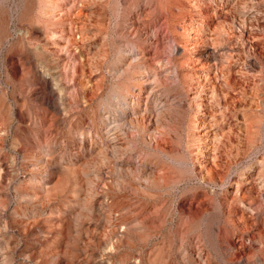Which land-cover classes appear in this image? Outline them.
I'll use <instances>...</instances> for the list:
<instances>
[{"label":"rangeland","instance_id":"374dc122","mask_svg":"<svg viewBox=\"0 0 264 264\" xmlns=\"http://www.w3.org/2000/svg\"><path fill=\"white\" fill-rule=\"evenodd\" d=\"M0 264H264V0H0Z\"/></svg>","mask_w":264,"mask_h":264},{"label":"bare ground","instance_id":"6f19581e","mask_svg":"<svg viewBox=\"0 0 264 264\" xmlns=\"http://www.w3.org/2000/svg\"><path fill=\"white\" fill-rule=\"evenodd\" d=\"M258 2L259 1H256V2H254L253 4H258ZM50 4V3H49ZM52 7H59V6H57L58 4H57V2H55V1H53L52 2ZM259 5V4H258ZM253 11H255V10H253ZM256 12V11H255ZM258 12V11H257ZM64 32H65V30H62V31H60V32H55V34H52V36H50L51 38L50 39H52L53 41H54V39H57V43H56V47L57 48H55V49H53V50H50V52L52 53V54H55V55H57V56H61L62 54H61V52L67 47V44L68 43H70L72 40H71V36L70 35H66V34H64ZM57 34H58V36H57ZM68 34V33H67ZM63 40V42H61ZM56 42V41H55ZM65 43V44H64ZM54 48V47H53ZM207 58H210V57H212L213 56V53L212 52H208L206 55H205ZM62 60V59H61ZM162 72L163 73H169V69H163L162 70ZM172 72V71H171ZM162 73V74H163ZM217 74H219V73H217ZM217 74L216 73H214V77L216 78V76H217ZM70 76V75H69ZM233 83V82H232ZM42 85H41V88L35 93V97L36 98H41V97H43V95H44V92H45V90H46V88H48L49 87V89H51L50 87V83L49 84H47V83H41ZM52 90V89H51ZM44 99V98H43ZM230 106V105H229ZM228 107V106H227ZM231 108V107H230ZM228 109H229V107H228ZM204 126V125H203ZM208 129V128H207ZM204 135H207L208 136V138H207V140L208 141H210V140H212L213 138H214V136H213V134L212 133H210V130H208L205 134H203V136ZM224 141V140H223ZM211 149V148H210ZM213 149V148H212ZM42 198H44L43 196H42ZM45 199V198H44ZM114 234V233H113ZM115 234H116V232H115ZM94 237V236H93ZM117 242V241H116ZM117 244V243H116ZM104 246V245H103Z\"/></svg>","mask_w":264,"mask_h":264}]
</instances>
